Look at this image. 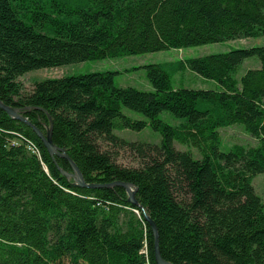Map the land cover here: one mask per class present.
Segmentation results:
<instances>
[{
	"label": "trees",
	"instance_id": "16d2710c",
	"mask_svg": "<svg viewBox=\"0 0 264 264\" xmlns=\"http://www.w3.org/2000/svg\"><path fill=\"white\" fill-rule=\"evenodd\" d=\"M260 35L264 0H0V101L43 134L51 127L85 182L135 189L133 203L121 185L73 184L59 169L71 171L69 161L0 107V264H157L143 211L172 264H264V200L252 186L264 172V44L145 64L153 91L116 86L110 70L36 80L27 92L16 80L37 68ZM249 57L259 64L236 76ZM166 66H186L216 89L174 87ZM161 111L183 121L168 124ZM234 123L257 142L222 151L217 129ZM147 124L158 144L113 132ZM101 143L128 147L138 166L116 164Z\"/></svg>",
	"mask_w": 264,
	"mask_h": 264
},
{
	"label": "rangeland",
	"instance_id": "374dc122",
	"mask_svg": "<svg viewBox=\"0 0 264 264\" xmlns=\"http://www.w3.org/2000/svg\"><path fill=\"white\" fill-rule=\"evenodd\" d=\"M264 44V35L237 38L227 41L200 44L181 48H168L163 50L143 52L137 54H124L120 56L106 57L102 59H87L84 61L72 62L56 67H43L32 69L18 75L16 80L21 84L23 92L32 88L34 81L45 78H55L64 75L82 74L92 71H114V84L120 87L131 86L139 90L153 91L154 88L147 78L145 64L164 63L175 60H186L188 58L203 56L210 53L224 52L231 48L250 47ZM259 61L255 57L245 58L236 69V76L242 74L247 68L256 67ZM170 75V82L174 87L209 88L216 89V83L210 79L203 78L190 68L182 66L172 71L171 67H164ZM123 114L133 119H144L139 112L122 107ZM158 117L171 125H178L183 119L176 118L167 111H161ZM219 134V148L228 151L234 144L250 146L256 144L255 137L249 133L242 124L234 123L217 129ZM113 132L126 141L146 142L158 144L161 139L159 131L152 129L148 124L140 130L120 128ZM102 144V143H101ZM178 150H191L194 157H200L196 148L174 141ZM103 149L110 150L111 157L116 164L127 167H135L139 164L138 157L128 147L109 146L102 144ZM252 186L256 194L264 200V172L256 174L252 179ZM138 216V210L134 211Z\"/></svg>",
	"mask_w": 264,
	"mask_h": 264
},
{
	"label": "water",
	"instance_id": "95a60500",
	"mask_svg": "<svg viewBox=\"0 0 264 264\" xmlns=\"http://www.w3.org/2000/svg\"><path fill=\"white\" fill-rule=\"evenodd\" d=\"M0 107L4 109L8 115L11 117L17 118L21 121H24L25 123L29 124L33 131L37 134V136L42 140L43 145L45 146L46 150L48 153L53 157L54 155L57 156H62L65 157L71 166V171H64L60 167V171L62 174H64L67 178H72L73 179V184L78 185V186H87V187H97V186H112V185H121L125 188L127 192V199L130 202H135V189L133 188L132 184L130 182H122L115 180L111 183H106V184H96V183H87L84 181V178L76 166V164L65 154L64 149L61 147H58L53 143L52 138H51V127L48 128L45 134H43L34 124H32L26 117H24L16 107L6 105L0 101ZM143 217L145 221L150 225L152 236H153V253H154V259L157 264H172L169 261L164 260L159 252V247H158V234H157V228L154 223V221L150 218V216L143 211Z\"/></svg>",
	"mask_w": 264,
	"mask_h": 264
},
{
	"label": "built area",
	"instance_id": "2783aa9c",
	"mask_svg": "<svg viewBox=\"0 0 264 264\" xmlns=\"http://www.w3.org/2000/svg\"><path fill=\"white\" fill-rule=\"evenodd\" d=\"M29 148H30L31 150L35 151L34 149H32V147H31V146H29Z\"/></svg>",
	"mask_w": 264,
	"mask_h": 264
}]
</instances>
